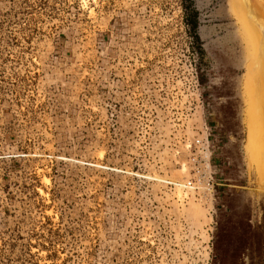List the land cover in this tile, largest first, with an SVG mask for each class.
Masks as SVG:
<instances>
[{
	"label": "rangeland",
	"instance_id": "rangeland-1",
	"mask_svg": "<svg viewBox=\"0 0 264 264\" xmlns=\"http://www.w3.org/2000/svg\"><path fill=\"white\" fill-rule=\"evenodd\" d=\"M263 24L264 0H0V264H264Z\"/></svg>",
	"mask_w": 264,
	"mask_h": 264
},
{
	"label": "bare ground",
	"instance_id": "bare-ground-1",
	"mask_svg": "<svg viewBox=\"0 0 264 264\" xmlns=\"http://www.w3.org/2000/svg\"><path fill=\"white\" fill-rule=\"evenodd\" d=\"M249 3V2H248ZM257 4V3H256ZM253 5V4H252ZM247 6V4H246ZM251 6V5H250ZM249 6H247V8H245L246 12L248 14H244V15H248V18H252L254 17L253 15V9H251ZM255 7V6H254ZM259 7V6H258ZM256 17V16H255ZM259 17V16H258ZM249 20V19H248ZM255 20V19H254ZM253 20V21H254ZM261 21V20H260ZM252 22V21H251ZM250 22V23H251ZM248 23V22H247ZM255 23V22H254ZM253 23V24H254ZM259 23V22H258ZM256 24V23H255ZM261 24V23H260ZM251 25V24H249ZM264 25V24H263ZM262 25V26H263ZM258 26V25H255ZM255 26L253 28H255ZM252 28V29H253ZM264 28V27H263ZM258 29V28H257ZM261 29H259L260 31ZM263 30V29H262ZM261 30V31H262ZM259 33V32H258ZM261 33V32H260ZM255 34V33H254ZM262 35V34H261ZM256 36V35H255ZM257 37V36H256ZM263 38V37H262ZM261 38V39H262ZM256 39V38H255ZM260 39V40H261ZM257 41V40H256ZM259 42V39H258ZM260 45H258V49L257 52L258 53V63L256 64L258 70H254V74H250L251 77L249 78V88H248V93L251 96L250 102H251V106L250 107V116L252 117V123H250L252 125V135L257 136V142L259 143V147L261 146L260 144H264V40L262 42H260ZM257 56V57H258ZM263 59V60H262ZM262 60V61H261ZM256 68V69H257ZM247 84V83H246ZM248 85V84H247ZM248 87V86H247ZM247 93V94H248ZM249 96V95H248ZM249 96V97H250ZM251 135V136H252ZM256 140V139H255ZM256 143V142H254Z\"/></svg>",
	"mask_w": 264,
	"mask_h": 264
}]
</instances>
